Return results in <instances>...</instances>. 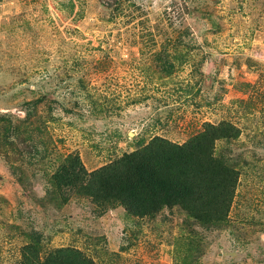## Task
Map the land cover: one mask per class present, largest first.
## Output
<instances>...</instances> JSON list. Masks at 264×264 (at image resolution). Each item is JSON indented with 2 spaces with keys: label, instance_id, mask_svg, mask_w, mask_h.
<instances>
[{
  "label": "rangeland",
  "instance_id": "1",
  "mask_svg": "<svg viewBox=\"0 0 264 264\" xmlns=\"http://www.w3.org/2000/svg\"><path fill=\"white\" fill-rule=\"evenodd\" d=\"M221 120L241 129L217 145L241 169L226 226L102 210L54 178L69 153L92 171ZM30 243L97 264H264V0H0V264Z\"/></svg>",
  "mask_w": 264,
  "mask_h": 264
},
{
  "label": "trees",
  "instance_id": "2",
  "mask_svg": "<svg viewBox=\"0 0 264 264\" xmlns=\"http://www.w3.org/2000/svg\"><path fill=\"white\" fill-rule=\"evenodd\" d=\"M157 61L167 74L175 70L165 47L157 54ZM240 134L241 129L230 121L205 122L183 143L155 136L141 148L92 171L79 154L69 153L54 178L58 186L75 188L91 197L102 210L107 205L121 206L132 216L154 218L161 213L166 217L169 209L178 207L192 220L222 227L230 221L241 169L217 145L234 141ZM36 247L37 243L25 247L22 264H97L75 247L56 248L43 257Z\"/></svg>",
  "mask_w": 264,
  "mask_h": 264
}]
</instances>
